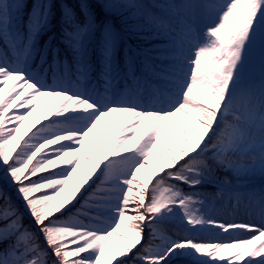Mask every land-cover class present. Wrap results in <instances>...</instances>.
I'll use <instances>...</instances> for the list:
<instances>
[{
    "label": "snow or ice",
    "instance_id": "snow-or-ice-1",
    "mask_svg": "<svg viewBox=\"0 0 264 264\" xmlns=\"http://www.w3.org/2000/svg\"><path fill=\"white\" fill-rule=\"evenodd\" d=\"M100 5L143 43L120 57L111 19L61 0L42 47L53 0L26 22L0 0V179L16 195L0 187V264H264V0ZM217 200L260 225L218 221ZM168 221L225 238L173 239Z\"/></svg>",
    "mask_w": 264,
    "mask_h": 264
},
{
    "label": "rangeland",
    "instance_id": "rangeland-1",
    "mask_svg": "<svg viewBox=\"0 0 264 264\" xmlns=\"http://www.w3.org/2000/svg\"><path fill=\"white\" fill-rule=\"evenodd\" d=\"M22 6H23V1L21 0ZM117 33L120 36L119 31H117ZM120 42H124V38L122 36H120L119 39ZM128 46L124 45L123 50L125 49V47ZM261 72V64H260V52L259 49L256 48L253 50V52L250 55L249 58V63H248V67L246 69V74L258 78ZM43 104L40 106V108L38 109V112L40 111V109H43ZM41 122L43 123L44 121L41 120ZM28 122H26L27 124ZM39 125H37L38 127ZM35 129H33L34 131ZM23 131V129H22ZM112 134L114 136V132L110 133L107 137H105V139L107 140H111ZM101 135L103 136V129H101ZM95 143V147H96V151L98 154L102 155V148L99 144V142L94 141ZM159 150L161 152H163L165 155H167L166 149L163 145V143H161L159 145ZM152 162H155V157L152 158ZM82 164H84L86 167H90V165H87L85 161H81ZM150 170V169H149ZM255 179V178H254ZM2 181V183H4V181L2 179H0ZM253 183L256 186H260V184H257V182L254 180ZM5 184V183H4ZM6 186V184H5ZM8 186V185H7ZM210 188H208L207 186H205L204 189H201V191H206L208 193H212L214 192L216 189L212 186H209ZM12 197L14 198V200H16V195H15V191L14 189H12ZM18 201V200H17ZM244 205V204H243ZM245 206V205H244ZM238 207H232L230 204H224L220 201H214L213 202V207L210 210L209 214L214 217L215 219H217L220 222H228V221H232V219H228L229 217H231V215H234L235 211L237 210ZM21 210H23V204L21 205ZM27 224H31L30 219L27 216L26 213V218H25ZM244 223V222H241ZM34 227V226H33ZM161 228L164 229V231L166 232L167 235L171 236L173 239H177V238H183L185 235H191L194 236L197 239H215V238H220V239H224L225 238V234L223 233H219V231L217 229H213L210 230L206 229L204 231H197V232H186L185 228L182 227L180 225V223L175 222V221H168L165 222L161 225ZM159 243V242H158Z\"/></svg>",
    "mask_w": 264,
    "mask_h": 264
},
{
    "label": "trees",
    "instance_id": "trees-1",
    "mask_svg": "<svg viewBox=\"0 0 264 264\" xmlns=\"http://www.w3.org/2000/svg\"><path fill=\"white\" fill-rule=\"evenodd\" d=\"M79 0H62L63 4H67L69 7H73L77 13L79 14V4H78ZM24 3L27 5L26 7L22 8V12L21 15L23 16L24 21L26 22L28 19V13L32 8V4H33V0H24ZM53 13H54V18L52 21V28L47 30L45 33H43L41 35V37L39 38V44L44 47L47 46V44L50 42L53 45H58L59 43V38H60V12H61V0H53ZM91 4V8L92 10L95 12L96 14V19L97 22L103 21V16L102 14L104 13V9H102L101 5H100V0H95L94 3H90ZM114 20V24L115 26H119L123 28V25L120 22V19L118 16H113L111 17ZM123 31L126 33V36L128 37V39L134 43L135 45H137L138 43H143L142 41L137 40L136 36L132 33H128L124 30ZM53 38L50 39L49 38ZM61 48L63 47L62 45H59ZM43 109H40V111H42ZM30 134V133H29ZM113 137V134H112ZM25 224H27V222L24 221ZM155 243H157V241H155ZM115 264V262H114Z\"/></svg>",
    "mask_w": 264,
    "mask_h": 264
},
{
    "label": "bare ground",
    "instance_id": "bare-ground-1",
    "mask_svg": "<svg viewBox=\"0 0 264 264\" xmlns=\"http://www.w3.org/2000/svg\"><path fill=\"white\" fill-rule=\"evenodd\" d=\"M257 184L260 185H264V180H262L259 177H256L254 179ZM232 219L233 222L236 223H252V224H256V225H260L261 223V219L258 216V214L255 211L250 212L249 209L246 206H241L239 209H237L234 213V215H231V217H229L228 219ZM214 228H210V230H213ZM239 236H241V238L243 236H246L247 233L245 232H239L238 233Z\"/></svg>",
    "mask_w": 264,
    "mask_h": 264
}]
</instances>
